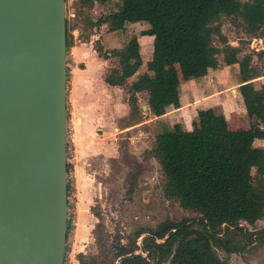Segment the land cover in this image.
<instances>
[{"label": "trees", "instance_id": "trees-1", "mask_svg": "<svg viewBox=\"0 0 264 264\" xmlns=\"http://www.w3.org/2000/svg\"><path fill=\"white\" fill-rule=\"evenodd\" d=\"M110 1L74 0V3L90 9L95 3ZM117 1L115 10L95 21L87 18L86 30L102 24H108L109 31L121 30L127 23L149 25L140 35L153 37L152 55L146 62V71L129 87L132 121L141 119L136 93L145 92L150 114L161 116L166 105L176 102V67L183 73L196 68L201 71L217 68L221 54L225 65H238V90L250 124L248 128L231 129L223 114L206 107L201 112L202 125L185 129L177 122L171 129L158 133L150 154L165 177L163 192L181 207L198 213V217L166 218L154 228H137L129 243L116 241L111 246L98 222L92 231L96 253L79 252L78 264H228L227 256L242 252L262 236V231H251L243 222L252 226L264 216V149L252 154L254 140L264 139V84L257 89L248 82L259 74L250 67L252 55L239 56L242 50L228 43L220 19L238 17L247 33L264 35V0ZM80 37L87 40L83 33ZM214 37L220 47L213 43ZM72 38L66 16L67 51ZM95 49L103 58L117 57V67L104 76L109 85L125 84L143 64L136 35L122 48L109 52L101 46ZM73 170V163L67 160V199L73 189L70 181ZM138 173V169L130 172L129 179H135ZM69 230L68 218L66 239ZM141 236L139 246L137 239ZM139 249L146 255L136 252ZM217 250L226 257H220Z\"/></svg>", "mask_w": 264, "mask_h": 264}, {"label": "water", "instance_id": "water-1", "mask_svg": "<svg viewBox=\"0 0 264 264\" xmlns=\"http://www.w3.org/2000/svg\"><path fill=\"white\" fill-rule=\"evenodd\" d=\"M66 0H0V264H63Z\"/></svg>", "mask_w": 264, "mask_h": 264}, {"label": "rangeland", "instance_id": "rangeland-1", "mask_svg": "<svg viewBox=\"0 0 264 264\" xmlns=\"http://www.w3.org/2000/svg\"><path fill=\"white\" fill-rule=\"evenodd\" d=\"M117 7V0L105 4L95 3L90 9H82L75 5L74 0H66L68 33L73 37L72 44L66 52L68 71H71L72 66L75 65L71 51L75 47H77L75 48L77 51L81 50L80 43L85 42L84 47L91 49L93 52L95 51L96 57L100 58V60L96 58L98 61L96 64L101 70L103 69L101 65L103 57L98 55L95 48L101 46L103 51L108 52L114 48H122L133 35H136L140 42L143 65L139 70L140 72L146 71V62L152 55L153 37L148 35L150 38L143 39L140 32L149 27L147 23H127L123 29L118 31H109L108 24L86 30L87 18L95 21ZM220 26L228 43L240 47L242 50L239 56L250 53L254 63L252 66L260 70L262 63L260 64L259 59L264 51L257 49L264 47V35L247 33L243 21L234 16L222 17ZM81 33L84 36L87 35V40L80 37ZM254 38H260L262 42L255 41L253 43ZM213 43L219 47L221 46L217 37H214ZM104 59H108V65L104 66L105 70L101 75L103 79L108 70L117 67V57L110 56ZM218 60L220 66H222L221 54H218ZM86 63L84 61L77 63L76 75H82V69L86 68ZM227 72L228 70H226V74ZM193 73L195 75L199 74L201 70H195L190 74ZM68 75L70 78L74 76L72 72ZM181 76L182 73L178 71L176 77L180 79ZM130 79L132 77H129L125 84L119 86L120 94L123 96L120 101L122 108L120 109L119 118L115 117L107 124L94 123L88 139L86 138L85 143H89L92 151H96L93 154L96 157V165H91L90 171L82 180L79 176L76 179L73 172L70 174L73 188L68 197L70 230L66 239L63 264L76 263L73 258L76 259L79 252L96 253L97 249L92 231L98 222L101 224V230L107 244L111 246V243H116V241L129 243L135 230L139 227L154 228L157 223L166 218L179 220L181 218L193 219L198 217V213L181 207L178 201L165 196L163 192L165 177L158 161L150 154L155 136L164 130L171 129L176 118L170 115L165 121L164 119L159 122L150 120L154 116L148 112L147 94L139 92L135 95L140 107L141 119L139 122L132 121L128 105L129 87L132 83ZM68 85L71 87V84ZM67 94L69 95V93ZM66 100L68 101L66 107L67 144L69 147L67 160L73 163L75 169V164L79 159L81 140L78 136L79 120L77 118L74 123V119H72L74 107L72 106L71 94L69 97L67 96ZM124 102L127 103L128 110H125ZM199 116L193 124L188 122L189 126L185 128H190V126L193 128L197 126V123L201 125L202 114ZM180 118L182 120V117ZM240 123L239 121L230 120L228 126L231 129L239 128L241 127ZM91 140H94V142L91 143ZM85 143L82 142L84 145ZM262 145L258 144V141L255 142L252 145V154H257L264 149ZM137 169L139 173L136 178L129 179L128 174ZM252 173H255L254 169ZM95 213L98 214L99 218ZM243 225L251 231H262L261 238L251 242L242 252L232 253L226 257L222 251L217 250L218 254L222 258L226 257L228 264H264V216L252 226L245 222H243ZM141 239L142 236L137 239L139 246L141 245ZM136 252L142 253L143 256L146 255L141 249Z\"/></svg>", "mask_w": 264, "mask_h": 264}, {"label": "crops", "instance_id": "crops-1", "mask_svg": "<svg viewBox=\"0 0 264 264\" xmlns=\"http://www.w3.org/2000/svg\"><path fill=\"white\" fill-rule=\"evenodd\" d=\"M141 37L143 39L147 37L150 38L148 35H142ZM80 44L82 46L81 50L77 51V49H75L77 47H75L71 51L73 56L72 60L75 62V65L72 66L71 71L67 69L66 86L67 84H71V87L69 85L67 86V93H69V95L71 94L72 97V106L74 107L72 119H74V123L77 118L79 120L78 136L81 139L79 159L75 164L73 176L75 175L76 179L79 176L82 180V178L84 179L87 176L91 165H96V157L93 155L96 151H92L90 144L85 143L86 138L88 139V135L94 127V123L99 122L100 124H107L109 121H112L113 118H119L120 109L122 108V103H120V101L121 98L123 99V96L120 94L119 86L109 85L101 78L105 70L104 66L108 65V59L103 58V60H101L103 69L100 70L97 67L98 64H96L98 62L97 60H100V58L96 57L95 51L93 52L91 49L89 50V48L84 47V45H86L85 42ZM260 50L264 51V47H261ZM81 61L87 62L86 68L82 69L83 71L81 70L83 72L81 73L82 75H76L77 73L75 71L78 69L76 65ZM259 61L260 64L262 63L260 70L252 66L254 63L251 59L250 67L258 71L259 74L254 79L248 81L257 89L260 85L264 84V52ZM138 70L136 74L131 76L132 79L130 80H132V82L136 81L138 76L144 72ZM195 70H200V68L183 73L178 66L176 67V74L178 71L182 73V78L178 79V76L176 81V102L166 105L164 114L161 116H154L150 120L159 122L164 119L165 121L170 115H173L176 118L173 123L178 122L185 128L189 126L188 122L193 124L195 120H198L197 118L200 117L199 115L204 107H212L216 114H223L227 118L228 124L230 120H235L241 122V127L239 128H248L249 120L238 90V86L240 85L238 65H225L223 63V65L220 66L219 63L217 68H205L201 73L196 75L193 73L191 75L190 73ZM226 70H228L227 74ZM70 72L74 74L71 78L68 75ZM69 95L67 94L68 97ZM66 102L68 103V101ZM123 106L125 110H128L127 103L124 102ZM180 117H182V120ZM185 129L192 128L190 126V128ZM257 141L258 144H264V139L261 138L255 139L253 144ZM82 142H84L85 145L82 144ZM90 142L93 143L94 140ZM262 146L264 147V145ZM73 260L76 262L74 264H78L76 259L73 258Z\"/></svg>", "mask_w": 264, "mask_h": 264}, {"label": "built area", "instance_id": "built-area-1", "mask_svg": "<svg viewBox=\"0 0 264 264\" xmlns=\"http://www.w3.org/2000/svg\"><path fill=\"white\" fill-rule=\"evenodd\" d=\"M255 41L258 42V43H259V42L261 43V42H262V39H260V38H259V39L254 38L253 43H254ZM260 48H261V47H259V49H257V50H260ZM67 141H68V140H67ZM67 150H69L68 144H67Z\"/></svg>", "mask_w": 264, "mask_h": 264}]
</instances>
